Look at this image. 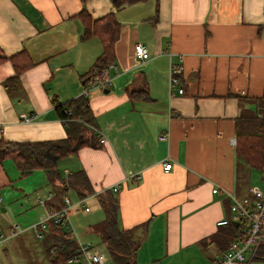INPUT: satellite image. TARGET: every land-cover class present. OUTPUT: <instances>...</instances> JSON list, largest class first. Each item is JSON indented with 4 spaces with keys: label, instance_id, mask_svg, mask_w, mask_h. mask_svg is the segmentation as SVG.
I'll return each instance as SVG.
<instances>
[{
    "label": "crops",
    "instance_id": "crops-1",
    "mask_svg": "<svg viewBox=\"0 0 264 264\" xmlns=\"http://www.w3.org/2000/svg\"><path fill=\"white\" fill-rule=\"evenodd\" d=\"M81 8L91 19L113 14L120 24L112 68L105 71L109 82L101 87L88 82L102 45L97 37L80 39ZM135 44L145 47L147 60L136 59ZM21 52L32 64L14 79L11 57ZM0 57V139H64L53 101L85 91L94 118L85 132L89 144L66 157L49 156L51 183L44 169L22 176L12 160L0 162V252L18 236L39 247L36 258L47 264L40 239L49 222L42 231L38 225L53 211L44 202L69 176L83 172L90 193L79 187L82 198L77 187H67L68 196L77 198L70 217L89 214L98 223L104 218L98 195L115 200L118 228L145 225L134 264H212L223 253L211 238L218 221L231 219L232 198L254 200L250 167L230 141L237 118L254 110L251 100L264 93V0L120 6L113 0H0ZM171 65L181 71L179 82L169 86ZM128 90L135 91L133 99ZM164 161L171 164L168 172ZM86 230L106 251L93 226ZM103 257L99 264H115ZM7 259L0 253V264H12Z\"/></svg>",
    "mask_w": 264,
    "mask_h": 264
},
{
    "label": "trees",
    "instance_id": "trees-1",
    "mask_svg": "<svg viewBox=\"0 0 264 264\" xmlns=\"http://www.w3.org/2000/svg\"><path fill=\"white\" fill-rule=\"evenodd\" d=\"M82 2L84 0H81ZM142 0H113L115 6L130 4ZM77 16L82 25L80 39L97 37L102 45V53L96 59L88 73L89 84H94L99 79L100 71H106L107 65L113 57L114 43L118 38L120 24L113 14H106L98 19H91L84 8H81ZM21 55L22 59H17ZM2 57H0L1 60ZM17 79L21 72L31 66L26 54L17 53L11 57ZM130 99L134 98V90H128ZM146 92V86L145 91ZM145 94V95H146ZM255 109L243 111L237 118L235 152L245 165L250 168L264 169V93L261 97L251 100ZM53 106L58 117L65 125L66 137L57 141H42L34 143H21L0 139V162L10 159L23 176L36 169H44L52 182V169L49 164V156L57 158L66 157L74 153L83 145L89 144L85 139V132L90 131L88 126H94L87 96L79 97L66 102L53 101ZM93 135V134H92ZM66 181L65 186L55 189V196L44 202V206L51 212L63 206L64 198H68L67 187H77L79 197L84 194L79 187L90 193L88 181L83 172L73 173ZM83 198V197H82ZM100 206L104 212V218L93 226L101 241L105 244L107 254L115 264H134L136 251L143 239L145 225H139L131 229L117 227L116 202L112 198L98 195ZM47 231L43 232L40 246L43 250L47 264H68V260L76 255L77 243L72 234L64 231L61 226L48 221ZM218 231L211 237L221 249L226 251L230 242L242 238L244 223L241 221L226 220V223L218 227ZM223 251V252H224ZM252 261H264V232L259 238V243L253 254Z\"/></svg>",
    "mask_w": 264,
    "mask_h": 264
},
{
    "label": "built area",
    "instance_id": "built-area-1",
    "mask_svg": "<svg viewBox=\"0 0 264 264\" xmlns=\"http://www.w3.org/2000/svg\"><path fill=\"white\" fill-rule=\"evenodd\" d=\"M134 55L138 61H144L148 58L147 50L140 44H135L133 47ZM111 65L108 66L110 68ZM180 66L171 65L169 69V86L175 85L179 82ZM104 75V71H100V76ZM109 82L108 79H99L93 86L101 87ZM87 91L84 92L86 94ZM178 93H182V89L178 90ZM103 143L104 139H100ZM230 143L235 144V139H231ZM162 170L168 172L171 169L169 162H162ZM116 191V187L112 189ZM218 189L214 187L211 192L216 193ZM249 193L254 197L253 201L248 198L237 200L232 198L230 213L231 220L241 221L244 223V234L242 238L230 242L228 249L224 251L212 264H247L245 253L246 251H254L259 243V238L264 232V194L257 188H249ZM71 204L68 198H64L63 206L50 213L46 219L41 222L38 227L42 231L48 221H52L54 224L61 226V228L67 230L68 233L74 234L73 226L70 221V208ZM87 210V209H85ZM226 220L218 221L217 225H223ZM14 232H10L9 237H13ZM75 235V234H74ZM40 237V234L38 235ZM4 240L6 237L1 236ZM104 259L103 255L92 251L90 243L77 242L76 256L68 260V262H74L76 264H99Z\"/></svg>",
    "mask_w": 264,
    "mask_h": 264
},
{
    "label": "rangeland",
    "instance_id": "rangeland-1",
    "mask_svg": "<svg viewBox=\"0 0 264 264\" xmlns=\"http://www.w3.org/2000/svg\"><path fill=\"white\" fill-rule=\"evenodd\" d=\"M60 170L63 168L60 166V164H58ZM264 173H262L260 170L258 169H254V168H250V173H249V177H250V183L251 186L250 188H257L259 191H261L264 194V177H263ZM68 198L70 199L71 204H74L77 200L75 195L69 194ZM101 213V212H100ZM102 215V214H101ZM103 218V217H102ZM71 223L74 226V234L75 236L78 238V240L85 244V243H90L94 248L95 247H101L102 248V253L105 257H106V261L109 260L110 258L107 254V252L103 249L100 240L98 238L95 237V235L91 234L90 232H88L86 230L87 227L94 226L97 223L93 224L94 220H99L98 217H93V215H84L82 213H77V215H72L70 217ZM97 222V221H96ZM66 231V230H65ZM70 234V233H69ZM31 241H35L31 236L28 237ZM87 238V240H86ZM9 239V238H8ZM26 240L25 238L23 239H18V236H15L13 238H11L8 242H5L4 245H8L6 247L5 251H2L0 253H3L7 256V260L9 261V259L12 261V264H46V262L43 260V262L41 263V259L38 260L36 258L37 253L36 250L39 249V247H36L35 245L28 243V245L26 244ZM27 248L29 249V251L27 250ZM217 246H215V248H213L214 250H216ZM32 249L33 252L30 250ZM212 249V250H213ZM210 251H206L207 253L213 254V252ZM100 252V251H99ZM204 256V255H203ZM206 258V256H204ZM246 257V261L248 264H264V261H250V253L245 254ZM35 261H37L36 263H34ZM76 264V263H74ZM192 264H200L199 261H193Z\"/></svg>",
    "mask_w": 264,
    "mask_h": 264
},
{
    "label": "bare ground",
    "instance_id": "bare-ground-1",
    "mask_svg": "<svg viewBox=\"0 0 264 264\" xmlns=\"http://www.w3.org/2000/svg\"><path fill=\"white\" fill-rule=\"evenodd\" d=\"M141 45V44H140ZM148 53V52H147ZM148 57H149V55H148ZM148 59V58H147ZM146 59V60H147ZM111 65V64H110ZM108 66L109 65H107V69H110V68H112V65H111V67L110 68H108ZM104 74H105V72H104ZM104 76V75H103ZM104 79H107V78H104ZM95 84V83H94ZM94 84H92V86L94 85ZM93 88H96V87H93ZM84 94V93H83ZM84 95H86V94H84ZM100 139H103V138H100ZM105 141V140H104ZM101 143V142H100ZM72 236L74 237V239H75V241H76V243L79 241L78 240V238L74 235V234H72ZM76 256V255H75ZM71 259V258H70Z\"/></svg>",
    "mask_w": 264,
    "mask_h": 264
}]
</instances>
